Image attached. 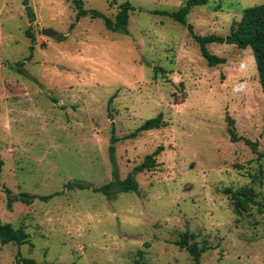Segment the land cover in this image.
Segmentation results:
<instances>
[{
  "label": "rangeland",
  "instance_id": "1",
  "mask_svg": "<svg viewBox=\"0 0 264 264\" xmlns=\"http://www.w3.org/2000/svg\"><path fill=\"white\" fill-rule=\"evenodd\" d=\"M73 1L29 0L31 22L24 0H0V221L29 236L0 243V264H19L18 253L39 264H194L177 245L187 231L190 243L211 248L201 264H264V97L252 51L209 45L226 59L209 67L186 26L154 14L187 0H83L112 19L129 2L128 35L100 19L77 21ZM261 4L208 0L187 22L226 37L244 9ZM159 115L163 127L115 145L121 180L163 147L157 166L137 176L138 192L65 188L110 183L112 136ZM232 126L258 154L231 141ZM244 188L258 205L238 214L225 192ZM5 189L60 195L9 210Z\"/></svg>",
  "mask_w": 264,
  "mask_h": 264
},
{
  "label": "trees",
  "instance_id": "2",
  "mask_svg": "<svg viewBox=\"0 0 264 264\" xmlns=\"http://www.w3.org/2000/svg\"><path fill=\"white\" fill-rule=\"evenodd\" d=\"M207 3L208 0H187L186 3L176 11H155L154 14L162 17H167L180 25L186 26L189 35L198 44L201 55L206 60L209 67L224 65L226 63L225 58H221L210 53V51L208 50L209 45L226 44L233 45L239 50L250 49L255 60L259 83L261 85L264 97V4L244 9L241 19L239 21H235L232 24L229 35L226 37H222L218 35H199L194 31V27L187 22V16L193 8L206 5ZM73 4L77 10V21L87 17H90L91 19H100L104 22V25L108 31L122 35L129 34L128 25L130 20V14L132 11H134V8L129 2H126L121 7L115 19H112L97 10L86 9L83 0H74ZM24 6L30 21L34 22L35 17L33 14V10L29 4V0H24ZM26 35L27 37L31 38L32 41L35 40V37L31 34L30 31H27ZM32 49L33 48L31 47V51H33ZM155 71L163 72L164 70H162L161 68H157ZM163 125L164 123L162 120V115H159L156 118L146 121L135 132L126 135L123 138H117L114 135L112 136L111 144L109 147V160L112 166L113 180L107 185L101 188H94L91 184L87 182L75 180L67 183L65 188L69 191L92 190L96 193H101L108 198H112L118 193L138 192L139 184L137 182V176L142 173L152 171L157 166V159L163 151V147L160 146L152 154L146 156L143 162L140 165L136 166L132 170V172L127 176L126 179L121 180L116 158L115 145L121 140L135 139L142 132L159 129L163 127ZM228 132L230 134L232 142L237 143L243 141L244 144L248 146L255 154H258L259 146L257 142H253L249 139L239 137L233 126L229 128ZM3 166L4 162L0 157V190L2 188L1 178ZM5 192L7 195V208L9 210L12 209L15 203H22L24 205L29 206L36 200L48 202L55 196L60 195L58 193L51 194L48 196L31 195L28 193L14 194L9 189H5ZM225 193L233 201L234 209L238 214L247 212L251 207L258 205L256 201V193L252 188H244L237 192H233L232 190L228 189ZM28 237V234L23 228L15 229L12 225L2 223L0 221L1 244H15L17 246H21L27 242ZM193 238L194 237L187 231L181 236V239L179 242H177V245L180 248L185 249L190 254L194 261V264H201V258L203 254L209 251L211 248L207 244L199 246L195 242L190 243ZM17 259L19 264H39L33 259L23 258L20 253H18Z\"/></svg>",
  "mask_w": 264,
  "mask_h": 264
},
{
  "label": "water",
  "instance_id": "3",
  "mask_svg": "<svg viewBox=\"0 0 264 264\" xmlns=\"http://www.w3.org/2000/svg\"><path fill=\"white\" fill-rule=\"evenodd\" d=\"M42 34L47 37L53 38L56 35V32L51 29H44L42 30Z\"/></svg>",
  "mask_w": 264,
  "mask_h": 264
}]
</instances>
